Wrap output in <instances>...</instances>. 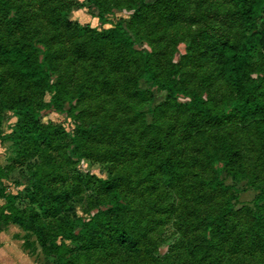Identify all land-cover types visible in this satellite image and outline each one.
Segmentation results:
<instances>
[{
	"label": "rangeland",
	"instance_id": "374dc122",
	"mask_svg": "<svg viewBox=\"0 0 264 264\" xmlns=\"http://www.w3.org/2000/svg\"><path fill=\"white\" fill-rule=\"evenodd\" d=\"M10 1V10L0 13V43L27 40L42 59L47 42L56 37L66 40L58 48L61 61L49 82L63 81L62 91L72 98L73 110L71 117L47 111L54 92L36 90L0 66V189L23 196L12 202L19 213L10 218L4 216L7 203L0 198V234L7 247L0 264H264V229L260 233L250 217L264 216L263 201L257 199L264 191V141L252 124L231 113L230 87L218 77L214 61L202 59L205 44L200 42L203 32L242 45L257 32L248 51L249 67L264 96V15L244 25L230 0ZM55 19L59 31L51 24ZM120 20L134 48L151 55L159 76L198 92L213 111L230 116L194 137L186 133L188 112L178 107L187 102L182 94L169 99L135 76L129 91L122 92L119 76L111 78L105 69H97L93 58L79 61L70 54L80 42L75 40L79 35L84 39L104 34ZM108 59L107 55L104 64ZM112 84L117 90L109 93ZM78 85L85 92L81 99L75 90ZM137 89L147 91V101L140 103L130 96ZM34 114L41 129L52 127L53 146L45 152L35 148L28 130ZM141 119L151 132L142 134L133 147L123 141L128 150L121 151L120 129L129 127L137 133ZM78 129L92 132L80 147L72 142ZM154 135L171 141V158L179 166L174 176L158 171L160 153ZM218 136L240 153L237 178L225 170L218 174L215 169L221 166L211 168L206 163L207 149ZM217 175L230 187L238 228L227 234L226 241L215 240L219 244L206 257H190L189 242L202 240L209 215L228 195L205 197L204 183ZM108 177L119 180L124 225L137 244L134 253L118 249L105 216L94 217L107 202L97 180ZM70 232L77 236L75 241L69 239Z\"/></svg>",
	"mask_w": 264,
	"mask_h": 264
},
{
	"label": "trees",
	"instance_id": "16d2710c",
	"mask_svg": "<svg viewBox=\"0 0 264 264\" xmlns=\"http://www.w3.org/2000/svg\"><path fill=\"white\" fill-rule=\"evenodd\" d=\"M230 1L237 9L236 16L238 20L244 25H251L264 15V0ZM10 8V0H0V13L8 12ZM99 18L104 22L105 19L102 17V13H100ZM51 24L56 31L60 30L57 19L53 20ZM11 26L7 21V28ZM79 36L81 37L82 35ZM79 36L75 40L82 43H76L78 45L70 54H75L76 60L79 61L80 59L93 58V64L97 66V69H105L108 75H112L110 76L111 78H118L116 76H119L123 83L120 91H129L132 76H135V78L142 79L145 83H149L151 86L164 91L169 99H174L177 94H182L187 99V102L179 104L178 107L183 109L184 112H188L185 125L187 134H191L194 137L203 136L206 129L220 126L225 118L230 116L225 112L213 111L204 97L198 92L188 89L185 85H179L173 79H163V77L159 76L156 69L152 66L151 55L148 53L141 55L134 48V41L123 26V21H118L107 29L104 34L97 33L95 36L84 37V39H80ZM200 37V42L205 44V49L201 54L202 59H212L215 63L218 77L230 87L232 95L231 113L241 121L252 124L256 128L257 136L260 137L261 141H264V96L261 90H259V84L252 79L249 67L250 56L248 54L253 41L258 38V33L254 32L250 34V38L247 39L246 43L243 42L242 45L237 42L230 43L223 39H212L203 32L200 33ZM55 39L58 42H55ZM203 40L208 42L203 43ZM65 42L66 40L60 39V37L53 38V41L50 40L49 43L45 44V50L41 52L42 59H39V51L33 43L23 39H15L12 42L3 40L0 43V66L6 67L12 78L28 82V85L36 90L44 91L48 89L54 92L49 106L47 105L49 108L47 111L65 113L71 117V111L73 110V106L71 105L72 98L69 97L67 91H62V87H64L63 81L49 82L53 73H56V67L58 68V64L61 61L58 54L60 50L58 48ZM78 46L81 47L80 51L77 49ZM107 55L109 57L108 63L104 64ZM133 67L136 68L135 72L127 73V70ZM137 70H139V73L135 75ZM86 83L89 85V81ZM101 84L103 85V83H99V85ZM88 88L92 89L91 86ZM75 90L77 91L78 98L81 99L85 94L82 86L78 85ZM115 90H117L116 84H112L108 91L112 93ZM63 95L68 96L69 99L61 98ZM130 96L136 98L140 103L147 101V91L144 90L137 89L132 93L130 92ZM37 117L38 115L34 114L33 120L29 121L28 130L35 141V148L45 152L53 146L54 134L51 126L41 129L37 123ZM141 122L137 133H133L129 127L120 129L119 133H121V136L118 138V147L121 151L128 150V147H124L123 141L125 144L127 143L133 147L136 142L142 139V134L151 132L148 130L151 128L150 125L145 123V121L143 123V119H141ZM90 133L92 132L89 129H78L77 134L72 137V142L77 147H80L81 140L84 139L87 142ZM98 135L102 136L103 133H99L98 131ZM93 136L95 137V135ZM153 140L157 141L159 145L156 147V150L160 153L158 171L162 175L174 176L176 172L178 173L177 169L179 166H177V161L171 158L173 152H171L170 139L165 140L158 135H154ZM239 156L238 149L230 141L226 140L223 136H218L213 139L207 149L208 159L206 163L211 168L221 166L215 169L218 174L225 170L233 178H237L236 167ZM97 181L98 188L101 189L107 202L106 207L97 211L94 217L105 216L110 221V232L115 234L114 240L121 252H136L138 250L137 244L133 241L128 229L124 225L126 213L122 211L123 205L120 202L119 180L108 177ZM204 185L206 191L205 197L208 200H210V195L213 198L212 194L214 193L228 195L224 204L216 211L214 209L209 215L211 222H207L204 225L205 233L202 235V240L189 242L187 248L190 257H206L219 244L215 240L226 241L227 234L236 232L239 224L234 217L235 212L230 200L232 198V193L229 192L230 187L218 179V175L214 179L206 181ZM19 196L23 197L18 194L6 193L3 189H0V198L5 199L7 203V213L5 212L6 215H4L6 218H10V214L19 213V210L12 205V202ZM257 199L262 200L264 204V191L260 193ZM250 217L254 219V226L262 233L261 229H264V216L260 217L259 214L254 216L253 213ZM260 218L262 219L260 220ZM69 239L75 241L77 236L70 232Z\"/></svg>",
	"mask_w": 264,
	"mask_h": 264
},
{
	"label": "crops",
	"instance_id": "0c3cea01",
	"mask_svg": "<svg viewBox=\"0 0 264 264\" xmlns=\"http://www.w3.org/2000/svg\"><path fill=\"white\" fill-rule=\"evenodd\" d=\"M2 236H4L3 233L0 234V244L3 243L2 245H0V259H4L5 255H6V248H7L4 246V242L1 241ZM6 245H8V244L6 243ZM8 247H9V245H8Z\"/></svg>",
	"mask_w": 264,
	"mask_h": 264
}]
</instances>
